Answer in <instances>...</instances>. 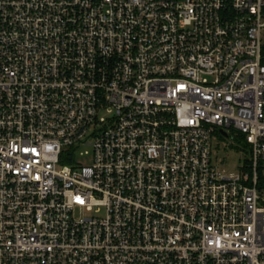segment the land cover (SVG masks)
I'll use <instances>...</instances> for the list:
<instances>
[{
  "label": "built area",
  "instance_id": "built-area-1",
  "mask_svg": "<svg viewBox=\"0 0 264 264\" xmlns=\"http://www.w3.org/2000/svg\"><path fill=\"white\" fill-rule=\"evenodd\" d=\"M263 59L264 0H0V264H264Z\"/></svg>",
  "mask_w": 264,
  "mask_h": 264
},
{
  "label": "rangeland",
  "instance_id": "rangeland-1",
  "mask_svg": "<svg viewBox=\"0 0 264 264\" xmlns=\"http://www.w3.org/2000/svg\"><path fill=\"white\" fill-rule=\"evenodd\" d=\"M240 135L224 137L218 132L214 134L212 145V161L221 171L239 173L244 160L248 157L250 147L245 141L238 138ZM90 147L85 146L83 150ZM81 157V156H80ZM85 159H82L84 163ZM264 198V193H262ZM79 215V214H78Z\"/></svg>",
  "mask_w": 264,
  "mask_h": 264
},
{
  "label": "trees",
  "instance_id": "trees-1",
  "mask_svg": "<svg viewBox=\"0 0 264 264\" xmlns=\"http://www.w3.org/2000/svg\"><path fill=\"white\" fill-rule=\"evenodd\" d=\"M263 62H264V59H263ZM238 138L244 141V137L242 135H240Z\"/></svg>",
  "mask_w": 264,
  "mask_h": 264
},
{
  "label": "water",
  "instance_id": "water-1",
  "mask_svg": "<svg viewBox=\"0 0 264 264\" xmlns=\"http://www.w3.org/2000/svg\"><path fill=\"white\" fill-rule=\"evenodd\" d=\"M221 133L225 136H227V133L224 130H221Z\"/></svg>",
  "mask_w": 264,
  "mask_h": 264
}]
</instances>
